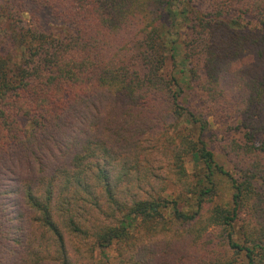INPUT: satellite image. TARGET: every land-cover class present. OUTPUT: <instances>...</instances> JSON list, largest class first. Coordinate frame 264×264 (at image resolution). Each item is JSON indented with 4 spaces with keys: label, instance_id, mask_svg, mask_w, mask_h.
<instances>
[{
    "label": "trees",
    "instance_id": "1",
    "mask_svg": "<svg viewBox=\"0 0 264 264\" xmlns=\"http://www.w3.org/2000/svg\"><path fill=\"white\" fill-rule=\"evenodd\" d=\"M263 183L264 0H0V264H264Z\"/></svg>",
    "mask_w": 264,
    "mask_h": 264
},
{
    "label": "rangeland",
    "instance_id": "2",
    "mask_svg": "<svg viewBox=\"0 0 264 264\" xmlns=\"http://www.w3.org/2000/svg\"><path fill=\"white\" fill-rule=\"evenodd\" d=\"M176 63H179V59L176 57ZM199 96L195 93H191V103H197L198 105H201V101H199ZM209 121L211 122V133L213 134V137L215 141H219L220 138H231L236 137L235 131L232 129V126L235 125L234 118H220V117H209ZM216 143V142H215ZM212 151L214 153L215 160L223 166L226 170L231 169V164L225 160L223 157L221 151L218 150V148L214 145L212 147ZM185 167L188 171L191 170V163L189 161L185 162ZM261 189L264 188V183L259 186ZM207 236L202 237V242L204 245V240ZM161 236L154 237L149 240H144L145 243L152 242L150 245H148L147 253H144V257L149 259V257H156L159 261H161V264H169L173 260L177 258V253L179 249H182V253L185 252L187 249V254L190 253V247L189 244L186 243V240L184 242H176V240L165 242L163 240L169 239L170 237H164L161 238ZM185 254V255H187ZM184 255V256H185ZM115 256L114 247L113 245L108 246L107 248H104L102 251L100 249H95L92 253V258L94 259L96 264H104L106 262L113 261V257ZM187 263L188 260H186Z\"/></svg>",
    "mask_w": 264,
    "mask_h": 264
}]
</instances>
